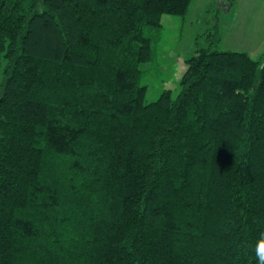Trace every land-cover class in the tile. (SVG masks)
Masks as SVG:
<instances>
[{"label":"trees","instance_id":"trees-1","mask_svg":"<svg viewBox=\"0 0 264 264\" xmlns=\"http://www.w3.org/2000/svg\"><path fill=\"white\" fill-rule=\"evenodd\" d=\"M191 1L0 0V264H256L264 57L140 82L145 27Z\"/></svg>","mask_w":264,"mask_h":264},{"label":"rangeland","instance_id":"rangeland-1","mask_svg":"<svg viewBox=\"0 0 264 264\" xmlns=\"http://www.w3.org/2000/svg\"><path fill=\"white\" fill-rule=\"evenodd\" d=\"M192 0L184 16L165 13L162 25L146 26L151 39L152 59L142 65L141 84L147 86V100H156L169 87L176 94L186 70L187 57L199 48L247 51L264 57V0ZM5 60L0 62V91Z\"/></svg>","mask_w":264,"mask_h":264},{"label":"clouds","instance_id":"clouds-1","mask_svg":"<svg viewBox=\"0 0 264 264\" xmlns=\"http://www.w3.org/2000/svg\"><path fill=\"white\" fill-rule=\"evenodd\" d=\"M256 264H264V232L259 234V237L254 246Z\"/></svg>","mask_w":264,"mask_h":264},{"label":"crops","instance_id":"crops-1","mask_svg":"<svg viewBox=\"0 0 264 264\" xmlns=\"http://www.w3.org/2000/svg\"><path fill=\"white\" fill-rule=\"evenodd\" d=\"M237 0H228V2H226L227 4H229V8L232 9L234 3L236 2Z\"/></svg>","mask_w":264,"mask_h":264}]
</instances>
